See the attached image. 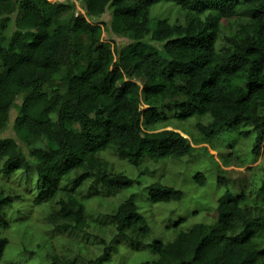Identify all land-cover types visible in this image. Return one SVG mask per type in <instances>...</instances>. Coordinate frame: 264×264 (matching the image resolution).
I'll use <instances>...</instances> for the list:
<instances>
[{
    "label": "trees",
    "instance_id": "obj_1",
    "mask_svg": "<svg viewBox=\"0 0 264 264\" xmlns=\"http://www.w3.org/2000/svg\"><path fill=\"white\" fill-rule=\"evenodd\" d=\"M161 3L175 4L184 22L152 24L150 10ZM78 4L83 11L71 0H0V133L17 110V140L0 138V179L35 172L34 204L49 205L45 219L54 231L88 226L77 194L84 181L113 190L135 183L110 168L104 151L138 169L197 151L216 161L207 146L169 128L167 113L181 121L209 117L194 124L196 144L223 134L254 135L253 154L264 153V0ZM107 10L109 25L89 19L99 20ZM112 34L130 41L119 44ZM262 171L256 197L242 192L220 198L213 223H196L171 242H147V218L134 196L126 198L111 215V242L88 264L109 261L121 239L157 255L140 264H264V166ZM216 172L218 185L228 186L221 165ZM194 182L204 185L205 175L197 172ZM147 190L151 203L182 199L181 190L160 182ZM11 204L0 189V264L8 245L1 231L10 227L3 210ZM49 264L70 263L53 253Z\"/></svg>",
    "mask_w": 264,
    "mask_h": 264
},
{
    "label": "rangeland",
    "instance_id": "obj_2",
    "mask_svg": "<svg viewBox=\"0 0 264 264\" xmlns=\"http://www.w3.org/2000/svg\"><path fill=\"white\" fill-rule=\"evenodd\" d=\"M53 1V0H52ZM74 1L77 11H83ZM14 16L9 26V33H13ZM109 25L110 12L107 10L98 19ZM151 23L158 19H177L184 22L183 13L173 3L154 5L150 10ZM104 34L105 40L108 38ZM114 42L125 44L130 38H119L111 35ZM112 40V41H113ZM169 121V128H178L186 134L197 147L207 146L216 161H211L203 153L195 152L191 156L181 159H163L158 162H147L140 169L127 161L119 159L111 150L101 153L110 168L123 171L135 183L127 189L113 190L105 185L93 183L91 179L77 189V194L85 206V216L88 226L83 232L54 231L45 219L49 205L34 204L37 196L36 174L29 175L23 171H16L10 178L0 179V189L5 190L12 197V204L6 206L3 214L10 224L1 235L8 238L2 264H49L53 253H58L70 264H88L90 259L99 256L115 235L116 228L111 215L119 204L130 196H134L150 226L151 232L147 242L159 240L171 242L180 231L189 229L196 223L211 224L217 218V201L225 196H237L247 192L252 198L256 197L261 185L262 168L264 166V153L259 157L253 154L255 136H240L238 133L223 134L215 137L210 143L196 144L198 132L195 122H207L209 117L194 116L186 121L173 117ZM17 110L12 109L10 122L6 129L0 133V138H14L13 130ZM248 126H243L242 129ZM47 145L45 139L42 140ZM23 151L27 153L26 149ZM217 165L224 169V176L229 179L228 186H219L217 183ZM147 169V170H144ZM144 171V172H143ZM197 172L205 175V183L199 186L194 182ZM69 176L73 177L74 173ZM160 182L173 186L182 191V199L178 202L151 203L147 187ZM66 180L62 182L64 186ZM107 243V244H106ZM118 250L111 251V259L104 264H140L143 261H153L157 258L150 249H134L121 239Z\"/></svg>",
    "mask_w": 264,
    "mask_h": 264
},
{
    "label": "built area",
    "instance_id": "obj_3",
    "mask_svg": "<svg viewBox=\"0 0 264 264\" xmlns=\"http://www.w3.org/2000/svg\"><path fill=\"white\" fill-rule=\"evenodd\" d=\"M57 1H60V2H64V1H66V0H57ZM72 1V0H71ZM74 2V1H73Z\"/></svg>",
    "mask_w": 264,
    "mask_h": 264
}]
</instances>
